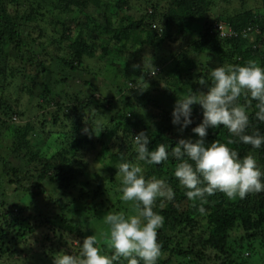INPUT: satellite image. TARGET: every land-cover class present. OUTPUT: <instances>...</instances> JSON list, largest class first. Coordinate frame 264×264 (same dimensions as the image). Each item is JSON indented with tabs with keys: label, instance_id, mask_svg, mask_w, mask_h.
<instances>
[{
	"label": "trees",
	"instance_id": "obj_1",
	"mask_svg": "<svg viewBox=\"0 0 264 264\" xmlns=\"http://www.w3.org/2000/svg\"><path fill=\"white\" fill-rule=\"evenodd\" d=\"M27 0L23 6L28 7L31 11L41 7L42 2H46V10L52 14H67L72 12V22L84 25L83 15L86 13V3L88 0H35L33 3ZM115 2V6L121 9L123 6H128L131 0H109ZM148 6L145 12L139 19L134 20L133 17H126L120 21L116 19L117 24L111 26L112 20L108 18L109 28L106 29L105 36H108L106 42H102L101 55L98 58L95 50L94 39L90 41L79 33L73 42L66 44L70 29H64L65 22L62 23L61 40L53 41L48 36L47 41L42 35L43 43L36 45L23 38L24 32L21 26L24 22H33L34 16L27 15L23 18H17L7 8L9 3L21 5L19 0L5 1L0 0V62L6 63L10 59L7 49L13 44L12 53L15 60L32 64L34 55L39 51H45L47 48L44 45L46 42L55 49V55L51 54L50 61L56 62L58 72H61V83L56 86L49 83L43 85V90L51 92L49 86H52V92L57 93V85L63 92L58 95V98L70 102L64 110L56 104L58 112L64 114L65 121L75 119L77 122L81 120L83 112L91 113V108L94 103L100 99L94 97L93 93L85 90V85H72L76 78L80 79L86 71V66L90 67L93 64L91 61L97 59L104 60L103 62L120 59L122 65L115 66L109 70L111 73L110 79L116 91L114 99L122 107L119 111L114 109V112H103L109 117V121L97 128L98 138L104 141L101 150L103 152H112V160L108 164L103 163L108 171L109 181L114 183L118 174V165L123 162L130 163L135 161L137 153L131 151L133 144V136L139 132H145L149 137V150H154L159 144H166L169 152L175 146L179 139H189L193 141L198 139L193 133L192 128L196 127L202 120V110L199 105H193L192 121L193 123L183 132H180L178 126L174 127L171 124V109L167 106L168 103L178 98L183 97L191 90L193 93H206V85H200L199 79L204 75L208 67L206 63H213L217 60L227 62L229 65L244 66L249 61L255 62L258 66L264 67V14L254 9L238 11L234 16L227 19L217 18L214 21L206 22L203 31L197 32L193 30V23L197 16L202 14L206 9L207 0H168L167 10L162 11L160 6L162 0H143ZM159 1V3L157 2ZM97 6L103 4L108 13L110 4L103 3L101 0H95ZM206 4V5H205ZM78 10L79 12H77ZM76 11V12H74ZM43 16V13L41 14ZM36 16V15H35ZM108 17V15H106ZM222 23L229 27L237 37H221L219 33L213 31V25ZM166 26H174L176 33L174 37L168 36ZM246 35V36H244ZM178 42L179 48L174 52L169 53L165 59L160 62L144 63L143 58H148L156 52L157 49H163L170 42ZM32 43V49L26 47ZM65 48L62 49L61 45ZM114 44V46H112ZM130 45L131 49L126 50V46ZM112 46V47H111ZM25 48L29 52L22 53L21 49ZM178 51V52H177ZM61 52L62 55H59ZM4 60V62L2 61ZM47 60H40L37 65V79L41 82L45 79L47 71L50 68L46 67ZM172 65H170L169 63ZM205 61V62H204ZM213 61V62H212ZM86 63V66H85ZM84 64V65H83ZM166 64L168 65L167 68ZM165 66V67H164ZM199 68V73L194 74L195 67ZM26 70L21 67V70ZM94 70V71H93ZM4 71V72H3ZM6 67L0 68V76L6 73ZM101 71L108 72L102 67H92V70L87 72L88 78L86 82L93 83L98 78H102ZM157 74L154 76V73ZM101 73V74H100ZM16 77V76H15ZM10 75L11 79H14ZM89 80V81H88ZM210 82V81H209ZM166 104L161 103L157 95L163 92ZM88 93V94H87ZM53 94V95H54ZM90 94V95H89ZM56 98V96H53ZM50 98V97H48ZM242 97L239 98L238 104L241 105ZM47 100V99H45ZM96 100V101H95ZM104 102V100H101ZM168 101V103H167ZM98 103V102H97ZM96 103V104H97ZM92 104V105H91ZM108 106V105H107ZM105 105H99L100 108H108ZM152 107L158 110L160 117H153L147 121L148 116L140 115L139 111ZM8 105L0 99V110L8 109ZM256 104L252 106L249 115V128L247 134H252L259 131L264 134V122L255 119ZM147 114V113H146ZM150 114V113H149ZM11 116L13 113L10 114ZM151 115V114H150ZM94 117L93 115H91ZM15 119V118H14ZM55 122L59 121V117L54 118ZM154 120L156 126L161 123V127L154 130L150 124ZM63 125V131L56 130L54 134L57 136L54 140L55 145L52 147H62L63 140L67 138L66 127ZM72 128L78 129L76 126ZM80 129V128H79ZM207 136L204 138L206 143L218 141L227 143L229 139H234L232 134L223 126L217 128H209ZM32 132V127L28 124L13 128V142L9 147V156L17 157V163L22 165L35 164L37 173L36 179L38 182L46 179L49 183H65L71 182V177L66 173L68 168H72V164L81 154L83 147L90 144V136H85L84 139H76L72 142L69 151H62L58 155L50 158L42 157L43 149L38 147L40 151H35L29 144L28 136ZM62 139L58 144V140ZM94 141V140H93ZM233 150L237 151L239 156L243 158L245 155L252 154L257 160L258 166L264 171V146L258 150H254L250 145L235 143L228 145ZM133 152V153H132ZM131 153V159L126 160V155ZM2 157H0V160ZM11 159V158H10ZM0 165V185L1 179L9 178L8 167L11 164L4 162ZM12 161V159H11ZM78 160L76 161V163ZM180 163L171 155L167 161L159 165L141 164V167L146 175V179L153 178L164 180L167 186L171 187L175 193L172 201L163 202L162 198H157L154 202L153 210L164 217L163 226L158 229L157 240L160 244V256L157 264H245L244 254L252 249L253 246L264 248V192L249 193L244 199H229L223 193L216 192L211 196H207L205 202L199 200L193 201L185 196V189L179 185L177 178L174 176L176 166ZM14 175H18L15 169H11ZM105 171V170H104ZM105 171V173L107 172ZM25 174V173H24ZM107 174V173H106ZM28 179H34L30 175ZM62 176L61 179L59 177ZM11 178V177H10ZM35 181V180H34ZM9 184H14L10 179ZM19 183V182H18ZM36 183V182H34ZM40 185L39 183H36ZM16 185H18L16 183ZM0 186V194L2 193ZM18 188L21 190L19 183ZM22 195L18 201H23L26 197H31V193L27 189H23ZM94 195H100L95 191ZM2 195V194H1ZM90 196L86 195L82 198V204H85ZM12 207L15 203H11ZM5 205L0 199V209ZM203 207L205 211L199 212L198 209ZM67 209L66 206L61 210ZM0 217L5 221L0 224V254L4 255V248L7 241V233L18 226L17 220L12 217L11 209L8 207L5 211H0ZM47 224L50 222L46 221ZM78 227V226H75ZM55 226L48 229L53 235H45L43 241H47L48 245L43 250V255L50 259L54 258L55 250H58V245L55 239ZM93 229L88 227L86 237L93 235ZM241 231L239 238H234L232 233ZM195 232L197 235L195 236ZM83 234V233H81ZM97 237V236H96ZM100 237H97L99 239ZM42 241V242H43ZM100 244L102 255H112V251L105 244V240ZM37 245V243H34ZM258 246V247H259ZM34 248L37 249L35 246ZM79 249L72 254L77 256ZM247 254V255H248ZM249 256V255H248ZM164 257V259H163ZM114 264H127L124 259H119Z\"/></svg>",
	"mask_w": 264,
	"mask_h": 264
},
{
	"label": "rangeland",
	"instance_id": "obj_2",
	"mask_svg": "<svg viewBox=\"0 0 264 264\" xmlns=\"http://www.w3.org/2000/svg\"><path fill=\"white\" fill-rule=\"evenodd\" d=\"M11 1V0H5ZM13 1V0H12ZM21 5L15 3H9L8 10L17 18H23L27 15L34 16L35 20L33 22H24L20 29L24 32L23 38L26 41L35 43L36 45L42 44V35L48 40V36L53 41L61 40L62 37V23L65 22L64 29H70L68 40L64 41L65 45L74 41L79 33L90 41V38L94 39L95 50L97 51L98 58L101 55L102 42H106L108 36H105L106 29L109 28L108 18H111V26L117 24L116 19L113 17H118L120 21L126 17H133L134 20L140 18V16L145 12L148 7L143 0H131L128 6H123L118 9L115 6V2L109 0H101L103 3L110 4L108 13L106 8H103V4L97 6L95 0H88L86 3V13L83 15L84 25L76 24L72 22L73 16L72 12L67 14H52L51 11L45 9L47 6L46 2L41 3V7L35 11H31L23 3L27 0H19ZM31 0L30 2H34ZM154 0H152L153 2ZM159 3V1H157ZM160 4V3H159ZM207 4V5H206ZM206 9L202 11L199 16H197L193 23V30L200 32L203 31L206 22H211L217 18L227 19L234 16L238 11L246 10V8L254 9L253 11H259L264 14V0H207ZM168 0H162L160 6L162 11L167 10ZM79 12L78 10H76ZM74 11V12H76ZM32 13V14H31ZM43 13V16L41 15ZM108 15V17L106 16ZM168 36L170 38L174 37L176 33V28L174 26H166ZM44 42L46 50L39 51L34 55V61L32 64L24 63L15 60L12 53L13 44L7 49V53L11 56L8 62L1 63L0 68L6 67V73L4 76H0V99L4 102V105H8L9 108L6 110H0V157L5 158L4 162H9L8 167L9 178H2L1 185L3 189L2 195L0 194V199L4 201L5 205L1 207L0 211H5L6 208L11 209L12 217L17 220L18 226L7 233V241L5 247L4 255L0 254V264H53L56 258V254L63 252L66 255H72L75 250L79 249L76 241L80 243L86 238L88 227L93 229V235L100 237L98 240V245L103 244L105 240V235L108 232V226L104 222V216L109 213H119L123 212L125 215L133 214L132 202H125L121 199V193L119 191L121 187V177L116 176V181L114 183L109 181L108 171L103 163L108 164L112 160V152H103L101 150L102 146L105 144L101 138H98L97 128L105 125L110 119L105 116L103 112H114L113 110L119 111L122 107V103L114 99V92L116 91L111 82L109 70L113 65L121 66L122 61L120 59H114L112 63L100 59H93L89 68L86 66V71L92 70V67H102L107 69L108 72L101 71L102 78H98L96 81L90 84L86 82L88 75L86 71L81 78H76L72 85L81 86L85 85V90L93 93L96 100H100L93 104L91 108V113L87 111L83 112L81 115V120L77 122L75 119H69L67 122L64 120V114L58 112L56 106H61V110L67 109L66 106L70 105L64 99L58 98V95L63 92L57 85V93L52 92V86H49L51 92L43 90L44 83L56 86L61 83V72L55 66H58L56 62L52 63L50 60L51 54L55 55L54 48L52 45ZM32 43L28 44L26 49H32ZM65 45L62 44L61 48L64 49ZM114 46V44L112 45ZM111 46V47H112ZM179 48L178 42H170L163 49H157L149 59L143 58V62L153 63L160 62L161 59L167 58L169 53L174 52ZM130 45L126 46V50L130 51ZM25 50L23 47L21 49L22 53L27 54L29 51ZM178 52V51H177ZM59 55H62L61 52ZM47 60L46 67L50 68L49 71L44 73L46 75L45 79L41 82L37 79V65L40 60ZM4 62V60L2 59ZM205 62V61H204ZM213 62V61H212ZM169 63V61L167 62ZM172 65L171 63H169ZM84 65V64H83ZM208 69L205 71L204 75L209 79V73L211 69L220 66L229 65L227 62H222L220 60L214 61L213 63L205 64ZM167 64L166 67L167 68ZM21 67H25L26 70H21ZM194 74L199 73L198 66L195 67ZM94 71V70H93ZM4 72V71H3ZM100 73V74H101ZM154 73V72H153ZM10 75L15 77L10 78ZM155 74L154 76H156ZM89 81V80H88ZM210 81V80H209ZM60 82V83H59ZM207 88V86L205 87ZM54 94V95H53ZM88 94V93H87ZM164 94L166 98L165 90L157 97L160 99L161 103L166 104L165 98L162 96ZM90 95V94H89ZM53 96H56L54 98ZM50 97V98H48ZM241 105L246 107L247 113L252 110V106L255 105L256 101H248L250 97L242 94L241 95ZM47 99V100H45ZM95 100V101H96ZM101 100H104L102 102ZM168 103V101H167ZM175 100L168 103L169 109L173 110L175 105ZM92 105V104H91ZM99 105H105L108 108H100ZM158 110L154 107L151 109L146 108L139 111L140 115L148 116L147 121H150L153 117L161 116L157 113ZM13 113L11 116L10 114ZM147 113V114H146ZM151 115H150V114ZM93 115L94 117H92ZM59 117V121L55 122L54 118ZM15 118V119H14ZM154 120L152 128L157 130L161 127V123L156 126ZM30 125L32 127V132L28 136V141L30 146L34 148L35 151H40L38 147L43 149L40 156L50 158L58 155L62 151H69L71 144L76 139H84L85 136H90V141L88 145L83 147L81 154L76 158L72 164V168L67 169V174L71 177L73 175L71 182L65 183H49L48 180L44 179L40 182L36 179L37 173L35 168L38 165L35 164H18L17 155L9 156V147L13 142V128L20 127L23 125ZM63 125H67V133H69L63 140L62 147L55 146L54 140L57 136L54 134L56 130L63 131ZM72 126L78 127V129H73ZM80 128V129H79ZM85 129L87 132L85 133ZM94 140V141H93ZM62 139L58 140V144ZM131 151H135L134 144L130 145ZM132 152V153H133ZM12 161H11V159ZM131 153L126 155V160H130ZM0 160V165L3 164V160ZM78 162L76 163V161ZM132 164H138L141 166L142 161L135 158V161H131ZM15 169L18 175H14L11 169ZM1 169V167H0ZM107 171L105 173V171ZM30 175L34 179H28L27 175ZM143 175L146 179V175L143 171ZM11 177V178H10ZM62 176L59 177L61 179ZM12 180L14 184H9V180ZM35 180V181H34ZM148 180V179H146ZM23 189L29 190L34 193L31 197H26L23 201L20 200L22 195H25L21 188H18L19 183ZM40 185H37L36 183ZM16 183L18 185H16ZM97 191L100 195H94L93 193ZM90 196L85 204H82L83 196ZM162 198V197H161ZM165 203L167 199L162 198ZM15 203L12 207V204ZM156 204L154 203L153 206ZM66 206L67 209L61 210L62 207ZM4 219L0 217V224H4ZM50 224H47V222ZM55 226V239L58 245V250H55L54 258L50 259L43 255L44 248L47 247V241H43L45 235L49 234L52 236L48 229ZM78 226V227H75ZM83 233V234H81ZM241 231H234L232 233L234 238H239L241 236ZM197 232H195V236ZM43 241V242H42ZM37 243V245H34ZM37 247L34 248V247ZM259 246V245H258ZM253 246L251 250L244 254L245 264H264V248ZM249 256H248V255ZM164 259V257H163Z\"/></svg>",
	"mask_w": 264,
	"mask_h": 264
},
{
	"label": "clouds",
	"instance_id": "obj_3",
	"mask_svg": "<svg viewBox=\"0 0 264 264\" xmlns=\"http://www.w3.org/2000/svg\"><path fill=\"white\" fill-rule=\"evenodd\" d=\"M199 84L207 86L206 93L189 90L177 99L171 112V124L183 132L193 123L192 106L199 105L202 120L192 128L198 139H179L171 152L166 144L149 150L148 135L139 132L132 137L138 160L147 165H159L171 155L180 161L174 176L189 200L203 203L207 196L216 192L229 199H244L249 193L264 192V171L254 155L241 158L228 146L242 143L254 150L264 146V134L259 131L247 134L249 115L246 107L238 104L242 94L250 97L249 104L256 101L255 119L264 122V67L252 61L244 66L215 67L210 70L209 79L202 77ZM218 126L226 128L234 139L227 143H206L207 130ZM84 131L86 133L87 129ZM117 167L121 177V199L132 202L133 214L119 212L104 216L108 226L105 244L112 255H102L97 237L91 235L82 243L76 241L77 256L61 252L56 254L53 264H114L119 259L126 260L127 264H157L160 256L157 232L164 224V217L153 210V205L161 197L172 201L175 193L164 180H146L138 164L123 162ZM198 211L203 213L205 209L200 207Z\"/></svg>",
	"mask_w": 264,
	"mask_h": 264
},
{
	"label": "built area",
	"instance_id": "obj_4",
	"mask_svg": "<svg viewBox=\"0 0 264 264\" xmlns=\"http://www.w3.org/2000/svg\"><path fill=\"white\" fill-rule=\"evenodd\" d=\"M213 28H214L213 31L219 33L221 37H237V35H235V33L229 27H226L222 23L214 24Z\"/></svg>",
	"mask_w": 264,
	"mask_h": 264
}]
</instances>
